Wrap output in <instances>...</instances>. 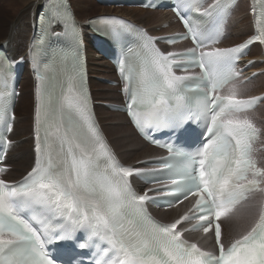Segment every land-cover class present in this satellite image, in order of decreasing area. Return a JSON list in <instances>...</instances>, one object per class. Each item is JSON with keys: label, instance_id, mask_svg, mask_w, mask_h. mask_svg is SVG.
<instances>
[{"label": "snow or ice", "instance_id": "snow-or-ice-1", "mask_svg": "<svg viewBox=\"0 0 264 264\" xmlns=\"http://www.w3.org/2000/svg\"><path fill=\"white\" fill-rule=\"evenodd\" d=\"M46 7L48 27L62 26L78 49L79 27L64 0H50ZM181 7L191 13L199 4L187 0L174 8L186 32L167 39L174 43L191 38L194 47L183 52L160 51L154 46L156 38L115 17L87 22L96 32L114 38L132 32L144 41L140 51L128 49L130 55L118 62V70L132 123L168 153L138 163H154L158 169L122 166L111 152L92 118L78 50H57L44 65L58 74L47 77L42 97L38 91L35 166L20 181L9 182L0 175V264H83L75 255L62 260L64 253L48 248L61 242L97 249L91 264H264V212L227 247L220 223L250 192H264V167L252 157L260 130L244 116L264 103V96L243 98L236 90L220 94L240 75L235 65L245 49L254 42L264 45V0L258 9L252 5L254 34L228 48L210 47L219 43L218 30L208 31L182 14ZM226 7L230 5L215 0L202 15L211 18ZM9 70L10 65L0 64V119L9 112ZM38 79L45 77L38 73ZM146 129L171 135L162 143ZM181 130L185 139L178 144ZM5 171L0 168V174ZM132 177L155 186L141 195L133 189ZM189 197L194 198L192 208L171 223L147 212L149 201L172 208ZM184 223L191 228H184ZM201 230L214 236L218 251L203 250L183 238L185 232ZM79 231L86 233L82 242Z\"/></svg>", "mask_w": 264, "mask_h": 264}, {"label": "bare ground", "instance_id": "bare-ground-1", "mask_svg": "<svg viewBox=\"0 0 264 264\" xmlns=\"http://www.w3.org/2000/svg\"><path fill=\"white\" fill-rule=\"evenodd\" d=\"M2 1H3V4L5 5L4 8L7 9V12L9 14L8 17L13 16V15L16 16L17 13H19V12H24L23 14L21 13L22 15L16 19L14 26L12 28H10L8 34H6L4 36L2 42L0 41L1 42L0 43V64L10 65V70H11V66L14 67L16 62L18 60H21V56L24 53L28 57V62H29V63L26 62V65L28 64L30 69L36 68V69L41 71L40 64L36 63V58H41L42 55H44V54L49 56L50 55L49 51H57L60 49L65 50L66 49L65 44L73 43V40L71 39L70 35L65 34L64 28L62 26H52L49 28L48 25H45L43 22L41 23V27L43 26L44 35H45V29H47V31H48V35L44 37V40H46L47 37H53L57 33H63L64 37H62V38L60 37V41L59 40L57 41L58 43H57L56 47H49L48 44L44 45L41 43L40 44L35 43L34 40H35V38H37L35 32L37 30L38 17H39L40 12L43 11V9L48 4L49 0H2ZM67 2L70 3V7L72 10V15L74 17V21L79 27L80 36H83L84 40H86L85 32H84L83 28L81 27L82 24H80L79 20L77 19L76 12H75L72 4H71V1L67 0ZM253 4H254V0H250V5H248L250 7V9H248V11H249V14H250L251 19H252L250 25H248L244 21H242L241 18L240 19L238 18V19L234 20V26H233V19H234L235 14L236 13L241 14L242 9H244V5L241 3H238V5L233 10L227 27L233 26L231 37H234L235 39H232L231 44H228L224 48L234 47L238 44H241V43L245 42L250 36H252L254 34L255 16L252 15V13H251ZM16 6H17V9H16ZM13 7H15V8H13ZM116 8H117L118 12H121V13H123V15H125V16H122L124 18L129 17V19L132 20L133 22L135 21V19H140L141 24H138V25H141L145 28L149 27L146 25H149L150 22L156 18V16H161L160 18L162 20L159 22L160 23L159 25H161V26L163 24L168 25L169 31L166 33H162V32H159V29H158V31L155 30V31H153V34H152V36H154V37H158L161 35L175 34L178 32V31L176 32V30H175L176 26L174 25V22L172 20L165 18L169 15L168 11H161V10L151 11V10H143L141 8H133V7H125V6L121 8V7H111V6L109 7V6H104V5H103L102 9H103V13H111V11L113 9H116ZM160 12H164V13H160ZM48 15H49L48 10H46V16H48ZM100 17H111V16L105 15V16H100ZM86 26L89 29L88 30V33H89L88 38H90L91 36H93V28L91 26H89L88 23ZM250 32H251V34L249 35ZM105 36L108 37V34L106 33ZM241 38L243 39L241 42H237L235 44H232V42L234 40H238ZM133 42H134V44H139V40L133 39ZM58 46H60V47H58ZM176 47H183V48H182V50L171 51V52H183L187 48H190L192 46H190L188 43H185V44L181 43V44H177V45L173 46V48H176ZM34 49H37V50L34 51ZM94 52H96L94 50V48H91L90 52H88L86 45H85L84 55H85L86 65L84 63L83 66L86 67L87 73H89V70H88L89 69V66H88L89 63H90V65H92V61L102 59L101 56H94L93 55ZM51 60H52V57H50L48 64L50 63ZM252 60L257 61L258 64H256L257 63L256 62L255 64L248 66V67H245L246 64H243V67H245V78L251 77L256 72H258L259 75L255 79L251 80L250 83H248L246 86L239 88V92H241V94H242L241 97H243V98H247L250 96H259L261 94H264V91L259 92L260 90L264 89V74H263L264 73V47L263 46L255 45L252 48L250 55L248 58L245 59V62L248 63L249 61H252ZM31 63H32V65H31ZM69 63H70V61H69ZM260 64H263V65L260 66ZM90 70L93 72L95 71V69L93 67H91ZM42 73H43L45 79L40 80V79L36 78L35 73L32 70V74H33V82L32 83L34 86L33 89H34V96H35V99H34L35 101H34V105H33V108H34L33 112L35 113L34 119H33L34 133H33L32 137L30 135L29 136L28 135H26V136L22 135L21 140L15 139L14 134H15L16 126H17V124L20 123V115H18L17 112H16L17 117L15 118V121L12 124L11 141L9 142L10 143L9 152L6 155V161H5V164L7 166L11 167V169L7 170V172L5 174V177L7 178V180L9 182L19 181L21 178L24 177L25 173H28L29 171H31L32 167L35 164V159H36L35 149H36V147H35V143L33 142V137H35V129L37 127V121H36V109H37V104H38V95L37 94L39 91V94L42 97L43 91H44V86L47 83V77L49 75H57L58 74L57 69H54L51 73L46 71L45 69H43ZM94 77H95L94 75L90 76L88 74V78H87L86 89H88V91L91 95L90 101H92V104H94V105L95 104L96 105H102V106H105L107 109H109L108 106H111L115 103L112 104L109 101L95 103V101H93L94 99L92 96L91 84H94L92 82L97 83L93 79ZM99 78L100 77H97V79H99ZM24 79H25V77H22V81H24ZM107 79L110 80V78H107ZM106 81L107 80H105V82ZM110 81H112V80H110ZM116 82H118V80ZM253 88H256V89L250 92L249 90H251ZM100 89L102 92H111L112 91L109 87L100 86ZM34 96H33V98H34ZM96 97L97 98L98 97L114 98L112 93H108L107 95L101 94V93L100 94L96 93ZM115 98H117V97H115ZM17 102H18L17 105L19 106V104H20L19 98H18ZM18 106H17V109H18ZM263 106H264V103L262 105H260V107H258L256 110L249 112L247 114L248 115H251V114L254 115L256 113L260 114L262 117V121L264 122V111L262 110ZM99 109L101 110V108H99ZM94 112H95V115H96V118L98 121H99V119H103V118L107 117V115H106L107 113H103V115L101 114L100 118H99L97 115V112H96V106L94 107ZM247 114H244V115H246V117L248 118ZM108 116H110L111 118H112V116L120 118V117H122V114H120L119 112H115L113 114H111V113L108 114ZM99 125H101L104 137L109 142V144L112 147V150L114 151L116 156L117 155L120 156V159L117 156V158L119 160H121V157L123 155H124L123 156L124 158L127 157L128 159L134 158L135 156L139 155L138 157L134 158V160H131L128 163H125L124 165H126V166L151 168L150 166H138L139 165L138 162L148 160V159H152V158H160V157L166 156L165 152H162L156 148L148 146L142 140H140L139 143L137 142V144H141L143 146L146 145L147 147H146L145 151L139 153V150L136 149L137 147L133 144V142L127 144V142L124 141L125 144L122 145V143H123L122 141H121L122 143H120V140L114 139L115 137L113 135V132H115V133L122 132V131H120L119 128L114 129V128H106L105 127V129H104V127L100 121H99ZM259 126H260V128L263 129L262 132L264 133V125L262 123H260ZM117 135H120V134H117ZM125 151H128V155H125ZM10 156H11L13 162L9 161ZM28 157H30V158L28 159ZM24 159H26V160L24 161ZM260 164L262 167H264V164H262V161ZM135 186L137 189L142 187V185L137 181H135ZM147 188L148 187L144 188L143 190H146ZM256 195H257V193L253 194L250 197V199L247 202L241 204L232 215H230L228 218H225V220H224V239L226 242L232 243L235 239H238L241 235H243L247 231H249V229L253 225V221L255 218V206H256L255 202H256V198H257ZM263 202H264V196L261 198L260 210H261ZM192 203H193L192 200H188V201H185L183 204H181L176 209H171L169 211L152 209V213H154V215H156L158 218L159 217L160 218L163 217V219L165 218L167 220V221L166 220L164 221L165 223H171L175 219H178L179 216L188 212L189 209H191V207H192ZM260 210H259V212H260ZM237 235H240V236L236 237ZM188 238L191 242L197 243L199 247H201L204 250H208V251H209V249H211V239H212V242H214L213 241L214 238L211 234L204 236L201 233H192V234L188 235Z\"/></svg>", "mask_w": 264, "mask_h": 264}, {"label": "rangeland", "instance_id": "rangeland-1", "mask_svg": "<svg viewBox=\"0 0 264 264\" xmlns=\"http://www.w3.org/2000/svg\"><path fill=\"white\" fill-rule=\"evenodd\" d=\"M70 1H71V4H72L75 12H76L77 19L79 20L80 24H82L81 27L83 28V30L85 32V35H86L85 43H86V48H87L88 52H90V49L93 48V44H92V36L90 38H88V36H89L88 30L89 29L86 26L87 25V21H89L90 19L98 18L100 16H105V15L125 16V15H123V13L118 12L117 8L113 9L111 11V13H103V9H102L103 5L97 3L95 0H70ZM239 3L244 5V9H242L241 14L240 13H236L235 14L234 19H233V26H234V20L238 19V18L239 19L241 18L242 21H244L246 24L250 25L251 21H252L251 16H250L249 11H248V9H250V7L248 6V5H250V0H240ZM4 7H5V5L3 4V1L0 0V41L1 42H2V40L4 38V36L6 34H8L10 28H12L14 26L16 19L18 17H20L24 13V12H19V13H17L16 16L13 15V16L8 17L9 14L7 12V9H5ZM13 8H15V7H13ZM16 9H17V6H16ZM160 13H164V12H160ZM168 13H169V15L167 17H165V18L169 19V20H172L174 22V25L176 26V28H175L176 32L177 31L181 32L182 29L180 27V24L174 19V16L170 12H168ZM160 17L161 16H156V18L153 21H151L149 25H146V26H149L146 29L151 35L153 34V31H155V30L158 31V29H159V32H162V33H166V32L169 31L168 25H166V24H163L162 26L159 25L160 24L159 22L162 20ZM127 19H129V17ZM140 21H141L140 19H135L134 23L141 24ZM229 21H230V19H229ZM233 26H228V27L226 26L225 37H224V40H223L222 44L219 45V47H225L228 44H231L232 39H235L234 37H231ZM250 34H251V32L249 33V35ZM242 40H243L242 38L238 39V40H234L232 42V44H235L237 42H241ZM162 48H163V51L167 53V52H171V51L182 50L183 47H176V48L172 47V48H169V47H165L164 46ZM93 55L94 56H99L96 52H94ZM21 59H23L25 62L29 63L28 62V57L26 56V54L23 53L22 56H21ZM256 62L257 61L252 60V63L255 64ZM256 64H258V62ZM262 65L263 64H260V66H262ZM88 66H89V69H88L89 73L88 74L90 76L94 75L95 77L93 79L98 83L97 84L95 82H92L94 84H91L92 96H93V99H94L93 101H95V103L109 101L112 104L115 103L114 105H123V102H124L123 96L119 92L120 85L114 86V85H111V84H108V83L105 82V80H108L107 78H110V80H112L114 82L117 81L116 74H114L115 72L113 71L114 68L112 67V65L110 63H108L105 59L102 58L101 60L92 61V65H90V63H89ZM91 67H93L95 69L94 72L90 70ZM31 69H30L28 64L25 66L24 73H23V77H25V79H24V81H21L20 97H19L20 104H19V106L17 105L18 109L16 107V112L18 113V115H20V123L17 124L16 130H15V134H14L16 140H21V136L22 135H25V136L26 135H28V136L30 135L32 137V135L34 133L33 119H34V114L35 113L33 112V110H34L33 105H34V101H35L34 100L35 96H34V89H33L34 86H33V83H32L33 82V74H32V70ZM255 75L258 76L259 73L256 72ZM257 76H253V77L256 78ZM97 77H100V78L97 79ZM255 78H252V80L255 79ZM248 83H250V82H238V83H235L234 85H232L229 88L228 91L224 92V94H229L230 91L236 90L237 94L239 96H242L241 92H239V88L243 87V86H246ZM100 86L109 87L112 91L111 92H102L101 89H100ZM255 89L256 88H253V89H251L249 91L251 92V91H253ZM262 91H264V89L260 90L259 92H262ZM96 93H98V94L101 93V94H106V95L108 93H112L114 98H102V97H98L97 98L96 97ZM33 96H34V98H33ZM115 97H117V98H115ZM95 106H96V112H97V115H98L99 118H100L101 114L103 115V113H107L106 114L107 117H105L103 119H99V121L102 123L104 129H105V127L106 128H114V129L119 128L120 131H122V132H118V133L113 132L115 140H120V143L123 142L122 145L125 144L124 141L127 142V144L133 142V144L137 147L136 149L139 150V153L146 150V147H147L146 145L143 146L141 144H137V142L139 143L140 140H142V139L136 134V132L134 131V129L130 125L127 117L124 114L120 113V114H122V117H120V118L114 117V116H112V118H111L110 116H108V114H110V113L113 114V113H115L114 111H112L110 109H107L105 106H102V105H96L95 104L94 107ZM99 108H101V110ZM262 110L264 111V106L262 107ZM16 117H17V114H16ZM248 118L253 120L258 126L260 125V123H262L264 125V122L262 121V117H261L260 114H257V113L254 114V115L251 114V115H248ZM117 134H120V135H117ZM262 140H263V144H264V133L262 135ZM33 142H34V137H33ZM125 155H128V151H125ZM138 156H135L134 158H136ZM118 157L120 159L119 155H118ZM122 157H121V161H122L123 164L128 163L131 160H134V158H129L128 159L127 157L126 158H124V157L122 158ZM29 158L30 157H28V159ZM259 159H260V163L262 161V164H264V150L261 151V153L259 155ZM25 160L26 159H24V161ZM9 161L13 162L11 156H10V160ZM7 167H8V170L11 169L10 166H7ZM26 174L27 173H25L24 176ZM3 177L6 178L5 175ZM143 189L144 188H142V190ZM256 197L257 198H256V202H255V205H256L255 206V218H254L253 225L251 226V228L254 226L255 222L258 220V218L260 216V213H261L260 202H261L262 194L261 193H257ZM261 209H262V207H261ZM259 210H260V212H259ZM156 218H158V217L156 216ZM158 219L163 221V222L166 220L165 218L163 219V217L162 218L159 217ZM224 220L225 219L222 220L223 227H224ZM239 236L240 235H237L236 237H239ZM224 243L226 244V246L231 244L230 242H226L225 239H224ZM209 251H215V245H214V242H212V239H211V249H209Z\"/></svg>", "mask_w": 264, "mask_h": 264}, {"label": "water", "instance_id": "water-1", "mask_svg": "<svg viewBox=\"0 0 264 264\" xmlns=\"http://www.w3.org/2000/svg\"><path fill=\"white\" fill-rule=\"evenodd\" d=\"M40 29H41V27H40ZM46 40H44V42H45Z\"/></svg>", "mask_w": 264, "mask_h": 264}]
</instances>
